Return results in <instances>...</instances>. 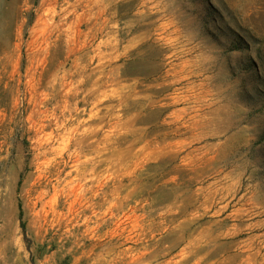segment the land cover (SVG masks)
Segmentation results:
<instances>
[{"label":"rangeland","instance_id":"rangeland-1","mask_svg":"<svg viewBox=\"0 0 264 264\" xmlns=\"http://www.w3.org/2000/svg\"><path fill=\"white\" fill-rule=\"evenodd\" d=\"M0 264H264V0H0Z\"/></svg>","mask_w":264,"mask_h":264}]
</instances>
